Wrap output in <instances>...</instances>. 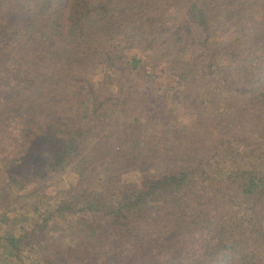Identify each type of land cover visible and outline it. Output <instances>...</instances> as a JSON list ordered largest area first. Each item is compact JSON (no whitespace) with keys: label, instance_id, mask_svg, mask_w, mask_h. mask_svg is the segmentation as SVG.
Wrapping results in <instances>:
<instances>
[{"label":"trees","instance_id":"1","mask_svg":"<svg viewBox=\"0 0 264 264\" xmlns=\"http://www.w3.org/2000/svg\"><path fill=\"white\" fill-rule=\"evenodd\" d=\"M0 231L18 264H264V0H0Z\"/></svg>","mask_w":264,"mask_h":264},{"label":"rangeland","instance_id":"2","mask_svg":"<svg viewBox=\"0 0 264 264\" xmlns=\"http://www.w3.org/2000/svg\"><path fill=\"white\" fill-rule=\"evenodd\" d=\"M161 84H162L161 82L158 83L159 86H161ZM181 109L182 108L180 106L175 105L174 103L169 101L167 104L165 116H163V118L162 117L158 118L159 127H163L162 125H164L166 127H168V126H181V125H185V124L189 123V121L192 119V117L189 115V113H184V111H182ZM160 124H162V125H160ZM148 127H149V129H151L150 124ZM93 140H95V139H93ZM93 140H91L89 142L88 148H93L92 147V141ZM94 145H95V147L93 148L94 149L93 152H95V155H98L100 153L101 159L106 158L107 156L110 157L111 153L108 151L109 150L108 145H106L105 143H99L96 141H95ZM108 154H110V155H108ZM148 174H150V173H148L146 171L137 172L135 178H138L140 176H147ZM26 176H27V174L24 175V177H26ZM131 178H133L132 175L131 176L126 175V176H122L121 180L128 181ZM105 181H106V179L104 178L103 182H105ZM56 182H57V179L53 182V184H51L52 186L49 189L48 188L45 189V192L47 194H50L51 196H53L58 191V189L55 188L56 186H54V184ZM35 185H36V183L28 184L24 190L25 195H23L22 193H19L17 196H14L12 202L15 205L13 204L14 206L12 208L18 207V203H24V202H22V199L25 197L27 198L26 201H30L29 203H31V204L36 203L42 194H41V192L38 193V191H37L38 188H35ZM34 191H37V192L35 193ZM19 213L20 212L14 214L13 217H17L19 215ZM0 234H1V231H0ZM21 255H22V258L26 259L25 263H27V261H28L27 260V258H28L27 251H24ZM0 263H2V264H18L16 262L13 263L12 260H8L4 256H1V255H0Z\"/></svg>","mask_w":264,"mask_h":264}]
</instances>
